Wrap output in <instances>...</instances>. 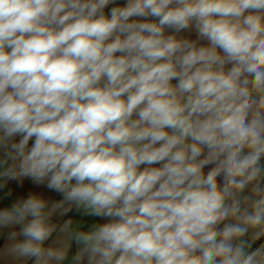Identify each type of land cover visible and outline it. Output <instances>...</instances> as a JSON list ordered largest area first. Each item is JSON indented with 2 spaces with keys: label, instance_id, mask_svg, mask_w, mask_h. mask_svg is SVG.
Here are the masks:
<instances>
[{
  "label": "clouds",
  "instance_id": "clouds-1",
  "mask_svg": "<svg viewBox=\"0 0 264 264\" xmlns=\"http://www.w3.org/2000/svg\"><path fill=\"white\" fill-rule=\"evenodd\" d=\"M25 178L61 198L0 207L23 264H264V0H0Z\"/></svg>",
  "mask_w": 264,
  "mask_h": 264
},
{
  "label": "crops",
  "instance_id": "crops-1",
  "mask_svg": "<svg viewBox=\"0 0 264 264\" xmlns=\"http://www.w3.org/2000/svg\"><path fill=\"white\" fill-rule=\"evenodd\" d=\"M9 189L13 190L12 196H7V192ZM37 191L42 192L46 196H48L50 199H60V195L55 192H49L47 189H45L43 186H36L34 185L30 179L25 178L21 184L19 181H9L7 186L3 189H0V207L8 206L11 203H13L15 200L26 197L29 192ZM68 217H75L76 220L82 222V226L86 229L90 226V223L94 218L90 217H82L80 213L75 212V210L69 212L67 216L65 217H57L54 218V222H62L64 219H67ZM98 219V218H95ZM8 229H0V264H23V262L15 260L11 256L7 255L6 253V247L9 244V241L7 239V232ZM56 239V235L52 238H50L49 241H47V244H52V242ZM76 250L75 244H73L72 251L74 252ZM28 264H32L31 261L28 262Z\"/></svg>",
  "mask_w": 264,
  "mask_h": 264
}]
</instances>
